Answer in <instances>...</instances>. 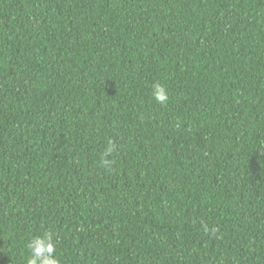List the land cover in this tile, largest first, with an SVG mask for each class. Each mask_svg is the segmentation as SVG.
<instances>
[{
  "label": "trees",
  "instance_id": "16d2710c",
  "mask_svg": "<svg viewBox=\"0 0 264 264\" xmlns=\"http://www.w3.org/2000/svg\"><path fill=\"white\" fill-rule=\"evenodd\" d=\"M46 230L61 264H264V0H0V264Z\"/></svg>",
  "mask_w": 264,
  "mask_h": 264
},
{
  "label": "clouds",
  "instance_id": "9594fccd",
  "mask_svg": "<svg viewBox=\"0 0 264 264\" xmlns=\"http://www.w3.org/2000/svg\"><path fill=\"white\" fill-rule=\"evenodd\" d=\"M152 98L160 104H165L169 100V93L165 85L157 82L151 88ZM114 144L109 141L104 152L101 154V165L110 169L114 160L110 157L114 151ZM28 256L25 264H61V260L57 255L56 241L54 234L50 230L44 231L42 234L33 235L27 242Z\"/></svg>",
  "mask_w": 264,
  "mask_h": 264
}]
</instances>
